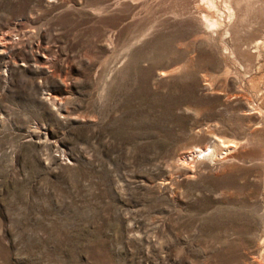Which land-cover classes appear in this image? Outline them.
<instances>
[{
  "label": "rangeland",
  "instance_id": "rangeland-1",
  "mask_svg": "<svg viewBox=\"0 0 264 264\" xmlns=\"http://www.w3.org/2000/svg\"><path fill=\"white\" fill-rule=\"evenodd\" d=\"M0 264H264V0H0Z\"/></svg>",
  "mask_w": 264,
  "mask_h": 264
},
{
  "label": "bare ground",
  "instance_id": "bare-ground-1",
  "mask_svg": "<svg viewBox=\"0 0 264 264\" xmlns=\"http://www.w3.org/2000/svg\"><path fill=\"white\" fill-rule=\"evenodd\" d=\"M212 2V1H211ZM212 4V3H211ZM205 24L207 26H212L215 24V21H211V20H206ZM192 155L194 156H204L207 154H212V149L210 148V146H206V147H195L193 151L190 152Z\"/></svg>",
  "mask_w": 264,
  "mask_h": 264
}]
</instances>
